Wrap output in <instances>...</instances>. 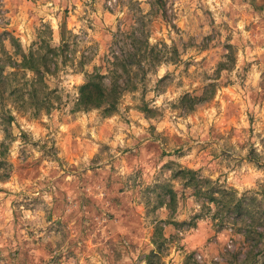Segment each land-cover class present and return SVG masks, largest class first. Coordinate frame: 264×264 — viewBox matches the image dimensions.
I'll return each mask as SVG.
<instances>
[{
    "label": "rangeland",
    "instance_id": "rangeland-1",
    "mask_svg": "<svg viewBox=\"0 0 264 264\" xmlns=\"http://www.w3.org/2000/svg\"><path fill=\"white\" fill-rule=\"evenodd\" d=\"M130 33L157 60L111 116L73 111ZM29 53L48 67L32 99ZM0 69V264H146L157 227L164 264H264V0H0ZM179 169L247 214L202 210Z\"/></svg>",
    "mask_w": 264,
    "mask_h": 264
},
{
    "label": "trees",
    "instance_id": "trees-1",
    "mask_svg": "<svg viewBox=\"0 0 264 264\" xmlns=\"http://www.w3.org/2000/svg\"><path fill=\"white\" fill-rule=\"evenodd\" d=\"M128 34V33H127ZM131 41L126 45L130 49H127V52L124 57L119 59L114 57V60L110 62L111 67H109L106 74H101L97 70L92 73H84L85 81L82 85L77 88V98L74 103L73 111L75 112H88L91 110H101L103 115L111 116L116 112V108L119 102V99L126 91H132L135 89L136 84L134 82L133 76H137L135 73H131V68L136 66L137 68L141 67V62L143 60H148V62L154 63L157 60V55L155 53L154 47H149L146 40L138 38L135 33H130ZM63 41V40H62ZM54 49L48 48L51 57L54 56ZM62 50V47L59 51ZM231 58V55H229ZM20 63L18 67L24 70H29L34 73L35 78L31 81V91H29V98H35L36 89L34 85L36 83H42L44 75L48 73V67H46V58L40 57L41 66L43 69H40L35 64V58L32 53L28 55L22 54L20 57ZM226 62V61H225ZM231 62V61H227ZM221 68H226V63L222 62L219 65ZM13 76V73L3 74L0 69V86L4 80L8 79L10 76ZM212 88V86H210ZM17 90L14 89L10 93L14 94ZM212 90H206L205 93L200 97H191L186 95L182 98V101L189 103L187 105V110H192L199 104L206 102L210 99ZM3 98V92L0 90V100ZM49 110V108H46ZM13 120L11 115L7 116V123H10ZM175 177H179L184 180L186 187H191L193 190V196L197 201H200L202 210L206 209L210 211V206L213 205L215 209L214 215H218L220 212L225 214H234V216L246 215L247 212L242 209L243 200L236 199L234 192L231 190H225L213 182L202 179L198 176L196 171L189 169H179L175 172ZM168 194V203L166 204L169 210L173 211L174 204L176 202L175 193L169 189L167 190ZM236 199V200H235ZM260 211L257 217H252L251 225L254 228V222H261ZM196 218V217H195ZM222 220H219V226H222ZM177 224V223H175ZM260 224V223H259ZM251 233L255 234L257 238L261 236L258 231L252 229ZM248 234H246V238ZM255 240V239H253ZM165 242L161 234V229L158 227L155 229V232L152 237V243L155 246V250H152L145 257L146 264H164L161 261L162 257V243Z\"/></svg>",
    "mask_w": 264,
    "mask_h": 264
}]
</instances>
